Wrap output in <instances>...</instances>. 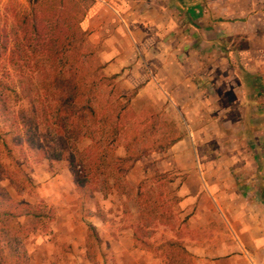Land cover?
Listing matches in <instances>:
<instances>
[{
    "label": "crops",
    "instance_id": "0c3cea01",
    "mask_svg": "<svg viewBox=\"0 0 264 264\" xmlns=\"http://www.w3.org/2000/svg\"><path fill=\"white\" fill-rule=\"evenodd\" d=\"M81 1L102 72L136 91L135 114L177 120L178 141L153 160L183 181L192 236L175 240L191 264H264V0ZM149 162L134 164L131 186L151 178Z\"/></svg>",
    "mask_w": 264,
    "mask_h": 264
},
{
    "label": "rangeland",
    "instance_id": "374dc122",
    "mask_svg": "<svg viewBox=\"0 0 264 264\" xmlns=\"http://www.w3.org/2000/svg\"><path fill=\"white\" fill-rule=\"evenodd\" d=\"M32 1L0 0L1 29L8 33L16 31V17L28 12ZM81 4L87 6L83 1ZM8 55L9 52L0 58V81L12 88L9 92L19 128L15 129V125L0 118V186L15 201L33 206L34 214L9 222L14 235L8 240L1 237L0 264H135L133 256H139L141 264L149 256L157 264H191L181 252L166 245L168 241H176L177 237L192 236L183 224L186 216L179 204L170 198L165 199L163 205L159 204L170 210L166 216L174 218L170 221L174 230L171 226H152V231H147L150 236L142 232V241L135 244L132 241L140 226L139 205L137 187L130 185L128 175L126 186L117 190L102 184L104 174L97 178L98 192L90 190L96 185L87 193L80 190L71 163L55 159L56 153H63L64 146L49 135L50 129L44 118L48 114L47 104L40 102L35 94L40 79L33 72L34 64L18 74L9 65ZM122 92L129 94L125 88ZM151 115L155 117L151 118ZM170 115L153 108L142 111L137 122L138 132L149 129L146 141L164 138L165 143L179 138L177 120ZM153 124L156 125L154 130L150 128ZM25 131L33 136L34 144H29L23 135ZM143 141L140 146L146 147ZM120 143L125 142L122 139ZM90 144L89 139H83L77 147L83 151ZM121 152L125 154L124 147L118 149L117 155ZM155 158L159 161L161 153L151 152L140 160H150L143 170L146 177L159 173ZM178 179L169 185L171 193L177 194V186L183 182ZM189 185L193 186L192 183ZM217 232H223V229H217Z\"/></svg>",
    "mask_w": 264,
    "mask_h": 264
},
{
    "label": "trees",
    "instance_id": "16d2710c",
    "mask_svg": "<svg viewBox=\"0 0 264 264\" xmlns=\"http://www.w3.org/2000/svg\"><path fill=\"white\" fill-rule=\"evenodd\" d=\"M80 1L33 0L30 10L16 17V31L8 33L0 27V58L9 52V65L18 74L34 64L33 72L40 79L35 94L40 102H46L47 113L52 115L44 117L49 135L64 146L63 153H56L55 159L71 163L80 190L87 193L96 185L90 190L98 192L97 178L101 174L105 175L102 184L117 190L126 186L127 175L137 161L151 152L168 150L178 138L165 143L164 138L146 141L149 129L138 132V116L131 107L136 91L123 93L118 76L103 74L97 56L99 49L89 43L88 33L81 28L84 10ZM11 89L5 81H0V118L17 129L18 117L14 116ZM155 126L153 124L150 128L154 130ZM23 135L29 144H34L28 131ZM83 139H89L91 144L80 151L77 144ZM122 139L123 145L120 143ZM142 141L146 147L140 146ZM120 147H124V157L117 155ZM176 178L171 172L156 173L142 180L137 187L140 216V226L134 232L137 244L142 241V232L150 236L147 231H152V226H171L174 230L170 225L174 218L167 217L170 210L162 205L168 198L177 205L181 201L169 188L175 184ZM179 188L177 186L175 192ZM33 209L29 204L15 201L0 186V241L1 237L7 240L13 237L14 230L9 227L11 220L24 215L33 216ZM166 245L181 252L185 258L190 256L178 240L168 241Z\"/></svg>",
    "mask_w": 264,
    "mask_h": 264
}]
</instances>
